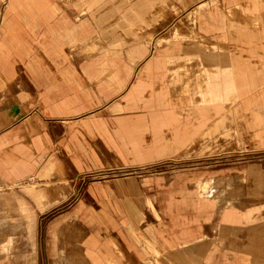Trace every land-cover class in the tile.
<instances>
[{
  "label": "crops",
  "instance_id": "obj_1",
  "mask_svg": "<svg viewBox=\"0 0 264 264\" xmlns=\"http://www.w3.org/2000/svg\"><path fill=\"white\" fill-rule=\"evenodd\" d=\"M149 1L157 11L165 9L163 1ZM54 12L56 8L48 0H9L3 16L9 40L0 42V189H13L0 193V235L11 230L25 231L26 236L0 240V264L9 259L13 264H39L43 253L41 237L37 235L40 217L65 198L58 184L64 165L69 164L73 170V163L78 162L76 116L82 99L78 96L77 80L73 76L43 73L40 50L33 44L21 47L23 33L17 32L22 14L34 26L45 24L51 33L55 32L56 27L48 25ZM214 16L200 17L201 24L206 29L226 28L235 37L232 65H213L202 70L179 65L169 71L166 81L170 89L182 94L193 90V95L189 100L172 101L165 88L157 94L156 108L180 107L179 116L184 120L180 124L179 118L168 110L152 116L157 152L188 145L187 129L200 139L216 137L218 130H226V137L237 133L245 136L251 131L254 137L264 139V119L242 113L251 102L264 104V0L235 5L226 15L227 24ZM57 24L66 27L68 22L63 19ZM36 34L39 33L29 35ZM220 39L228 40L223 33ZM52 41L59 43V38ZM44 44L51 47V40L44 39ZM53 50L54 55L62 57L60 44ZM137 55V50L129 52L130 58ZM118 56L110 50L103 54L100 71L95 72L111 74L100 85L103 89L108 88L107 83L115 82L121 91L131 76V69L122 73L118 67ZM20 62L28 67V73H18ZM106 66L111 68L107 70ZM148 70L146 67L129 90L127 108H135L140 101L145 108L154 104L144 95L150 88L149 81H145ZM232 119L236 123L234 129ZM207 123L213 125L207 127ZM203 129L206 130L201 132ZM132 150L140 151L137 144L132 145ZM236 177L242 178V173L201 176L192 185L215 212L202 210V204L193 198L181 197L185 194L181 189H185L176 188L174 179L166 187L157 186V192L147 202L135 205L142 219L138 224L126 219V226L120 230V243L126 249H134L131 253L138 264H264V201L256 204L259 200H251L247 205L237 199L241 187L236 186ZM32 180L50 185L21 186ZM51 186L60 189L54 192L58 196L52 195ZM103 223L104 230L112 228L109 219ZM84 244L93 264H116L108 251L109 246L114 252L120 251L114 240L104 241L97 250L99 255L92 251L100 244L95 234Z\"/></svg>",
  "mask_w": 264,
  "mask_h": 264
},
{
  "label": "rangeland",
  "instance_id": "obj_2",
  "mask_svg": "<svg viewBox=\"0 0 264 264\" xmlns=\"http://www.w3.org/2000/svg\"><path fill=\"white\" fill-rule=\"evenodd\" d=\"M8 1L0 0V42L5 43L9 36L3 16ZM48 1L56 8L48 21V25L56 27L55 32L51 33L45 24L34 26L23 14L19 15L17 32H22L24 39L21 47L29 48L33 44L40 50L43 73L75 77L82 100L78 102L76 116L78 162L73 163V170L68 164L57 174L61 195L65 198L40 217L37 235L41 237L43 253L39 264H93L86 255L84 243L94 234L100 243L93 248L94 253L104 241L114 240L120 251L114 252L109 246L111 259L116 264H138L131 253L134 249H126L120 243L123 239L120 230L126 226V219L138 224L142 217L135 205L147 202L157 192V186L166 187L173 179L176 188L185 189H181L185 193L181 197L193 198L202 204V210L215 212L192 185L201 176L218 173H242V178H235L236 186L241 187L236 198L247 205L251 200H259L256 204L264 201V139L254 137L251 131L245 136L237 133L235 137H226V130H218L216 137L200 139L187 129L188 145L157 152L151 126L152 116L163 110L171 111L180 124L184 123L179 116L180 107H155L156 96L164 88L172 101L189 100L193 95V90L182 94L170 89L166 77L171 69L179 65L196 70L232 65L235 37L226 28L223 31L206 29L200 17L213 14L216 20L227 24L228 11L246 0H161L165 9L160 12L149 0ZM63 19L68 24L58 27V21ZM32 32L39 34L27 41ZM222 33L228 39L225 42L220 39ZM58 38L59 43L52 41ZM44 39L51 40V47L44 44ZM58 44L62 57L53 54ZM107 50L119 53L116 61L122 73L125 69L132 70L121 91L115 82L107 83L108 88L100 86L110 79L109 72L95 74L100 71V62ZM133 50L138 55L130 58L129 52ZM20 63L18 73H28V67ZM146 67L149 70L145 81H149L150 88L144 95L154 104L145 108L140 101L129 109L126 96ZM242 113L264 119V104L251 102ZM211 125L207 123V127ZM231 126L236 127L234 119ZM134 144L140 151L132 150ZM25 185L49 187L50 184L32 180L21 184ZM12 189L2 188L0 193ZM56 190L60 189L51 186L52 195ZM105 218L110 220L111 229L104 230ZM9 236L25 237L26 233L5 230L0 240ZM132 240L135 241L134 235ZM24 241L28 246L27 240ZM12 261L9 259L4 264H13Z\"/></svg>",
  "mask_w": 264,
  "mask_h": 264
}]
</instances>
